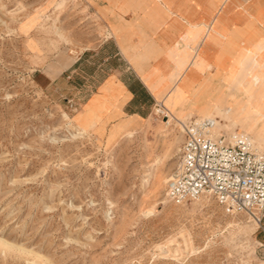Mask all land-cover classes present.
<instances>
[{
  "label": "rangeland",
  "instance_id": "obj_1",
  "mask_svg": "<svg viewBox=\"0 0 264 264\" xmlns=\"http://www.w3.org/2000/svg\"><path fill=\"white\" fill-rule=\"evenodd\" d=\"M124 5L131 25L155 0ZM207 22V56L176 41L168 71L139 32L130 61L160 94L129 115L99 94L85 102L112 32L93 0H0V264H264L255 219L210 194L166 196L180 121L222 120L214 134L246 133L264 151V35Z\"/></svg>",
  "mask_w": 264,
  "mask_h": 264
},
{
  "label": "crops",
  "instance_id": "obj_2",
  "mask_svg": "<svg viewBox=\"0 0 264 264\" xmlns=\"http://www.w3.org/2000/svg\"><path fill=\"white\" fill-rule=\"evenodd\" d=\"M128 1L93 0L95 11L103 21L105 29L112 32L102 39L96 49L103 61L100 65H109L108 70L85 102L93 94H99L107 101L115 103L114 105H119L120 110L129 115H141L148 111L160 94L159 89H150L149 83L130 61L133 55L130 46L140 45V31L147 34V41L158 50L155 62L168 64L161 66L164 71H168L169 64H172V60L165 56L167 47L175 45L176 41L180 45L187 43L191 51L194 50L193 56L198 53L199 48L205 47L207 56V32L202 29L207 27V20L214 14H219L221 21L230 28H253L257 30V36L264 35V0H155V5L149 7L146 15L136 22L132 21L131 25L129 21L134 18L135 13L124 5ZM258 14L261 15V20L252 21L254 16L251 18L249 15ZM247 22H251L253 27H244ZM197 32L199 36L194 39ZM185 33H188V42L181 38ZM231 39L243 42L248 37L231 34ZM148 62L154 63V59L151 58ZM113 109L114 106L107 111V115Z\"/></svg>",
  "mask_w": 264,
  "mask_h": 264
},
{
  "label": "built area",
  "instance_id": "obj_3",
  "mask_svg": "<svg viewBox=\"0 0 264 264\" xmlns=\"http://www.w3.org/2000/svg\"><path fill=\"white\" fill-rule=\"evenodd\" d=\"M179 125L183 140L166 196L181 203L210 194L227 212L255 219L264 233V151L246 133L214 134V121L207 117Z\"/></svg>",
  "mask_w": 264,
  "mask_h": 264
},
{
  "label": "bare ground",
  "instance_id": "obj_4",
  "mask_svg": "<svg viewBox=\"0 0 264 264\" xmlns=\"http://www.w3.org/2000/svg\"><path fill=\"white\" fill-rule=\"evenodd\" d=\"M157 104H158V103H157ZM159 108H162V105H159ZM163 112H164V111H162L161 113L164 114ZM166 116H170V114H169V113H166ZM214 116H215V115H214ZM207 118H208V117H207ZM210 119H211V118H210ZM214 121L216 122L215 125H219V124H221V123L223 122L222 120H218V119H217V120H214ZM216 129H217V128H216ZM249 137H250V136H249ZM250 138H251V137H250ZM251 140H252V139H251ZM252 141H253V140H252ZM167 181H168V180H167ZM199 198H200V197H199ZM199 198H198V199H199Z\"/></svg>",
  "mask_w": 264,
  "mask_h": 264
}]
</instances>
